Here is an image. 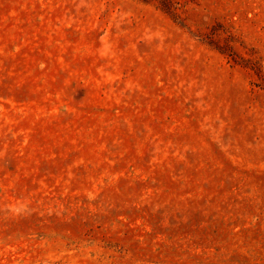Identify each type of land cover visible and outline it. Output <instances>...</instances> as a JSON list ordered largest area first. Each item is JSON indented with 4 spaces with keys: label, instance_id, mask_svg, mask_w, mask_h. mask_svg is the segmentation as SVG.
<instances>
[{
    "label": "rangeland",
    "instance_id": "374dc122",
    "mask_svg": "<svg viewBox=\"0 0 264 264\" xmlns=\"http://www.w3.org/2000/svg\"><path fill=\"white\" fill-rule=\"evenodd\" d=\"M0 264H264V0H0Z\"/></svg>",
    "mask_w": 264,
    "mask_h": 264
}]
</instances>
